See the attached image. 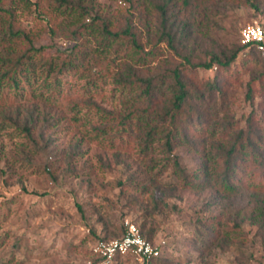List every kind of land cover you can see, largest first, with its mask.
Instances as JSON below:
<instances>
[{
	"label": "rangeland",
	"instance_id": "1",
	"mask_svg": "<svg viewBox=\"0 0 264 264\" xmlns=\"http://www.w3.org/2000/svg\"><path fill=\"white\" fill-rule=\"evenodd\" d=\"M66 1L0 0V57L39 49L34 99L0 101V264H98L96 242L131 223L160 248L151 264H264V189L246 188L262 165L237 171L236 193L193 178L221 168L219 146L249 122L264 133V51L202 66L237 51L247 25L264 29V0ZM104 27L127 33L105 41ZM175 69L194 111L176 118L168 157ZM57 76L60 100L37 99ZM136 76L152 78L151 96L118 82ZM143 112L155 126L149 142Z\"/></svg>",
	"mask_w": 264,
	"mask_h": 264
},
{
	"label": "trees",
	"instance_id": "2",
	"mask_svg": "<svg viewBox=\"0 0 264 264\" xmlns=\"http://www.w3.org/2000/svg\"><path fill=\"white\" fill-rule=\"evenodd\" d=\"M61 4H66V6L69 4L66 0H61ZM103 33L105 36L103 37V40L108 41L109 39H117L122 34H126L127 31L123 32H111L107 27L103 28ZM21 33L19 31L13 33L11 32V36H19ZM23 37L27 40L29 44H32L31 39L26 34H22ZM135 46L138 48L139 44L136 42V40H133ZM11 46H8L10 48ZM106 47H108V44H106ZM245 49H255L258 50L255 46L248 47L247 44H241L237 51L232 52L229 56H223V60L218 58L217 56H214L213 59L209 62H206L202 64L205 68H210L213 66V63L216 62L219 67H228L232 61H234L237 57V54ZM10 51L7 52V54H4L0 57V101L3 100L4 103H6V98L11 99V103H20L24 100H33L36 95V81H32L31 78L35 77V66L32 62L33 54L31 51H37L39 49L33 48L31 45L29 49L26 50V52L22 53L21 55H14V52ZM260 51V50H258ZM69 64L71 62H68ZM67 66V62L64 63L63 66L57 69L56 72L62 73L63 69L65 70ZM56 67V63H54L53 59L48 62V69L49 73L53 71ZM175 84L177 85L176 93L174 94V100L172 101V106L170 110V117L172 122L173 128L169 130L167 133L165 145L167 149V155L168 157L171 156L172 153V145L171 140L175 134V128L178 127L176 124V118L180 117L181 114L186 115V118H188V114H185L184 112H192L194 111V107L192 104V96H189V91L186 88L185 83L182 81L180 77V73L177 69L173 72ZM119 84L122 87H135L138 84H142L143 90L141 93H139L138 96H151L152 90H153V82L152 78H142L139 76H136L135 80H127L123 77H120L118 80ZM61 83V79L59 76L55 78L54 82L48 83V81L44 84H42V88L40 90V94H38L37 99L39 97H45V99L49 102H55L60 100L59 97L62 95V90L59 87V84ZM52 85V86H51ZM41 86V84H40ZM44 93H47L46 96H39L43 95ZM10 105V104H9ZM10 113L11 108H9ZM166 112V114L168 113ZM20 111H17L16 115L18 116ZM134 115V109L128 110L127 117H132ZM126 117V116H125ZM142 117L144 118L145 125L149 126V129L147 131L148 139L147 142L151 141V138L153 137V134L155 133V126H150L149 118L146 117V113L142 114ZM180 120H185V117L179 118ZM250 120V118H249ZM179 121V120H178ZM177 121V122H178ZM26 127V132L29 133L30 128L28 126ZM180 129V128H177ZM178 131V130H177ZM146 142V143H147ZM221 153V157H223V165L221 168H217L216 166L212 167V172L209 170L208 165H205L201 171L200 174H196L193 176V178H198L199 175H203L207 178V181L210 182V185L213 184L215 186H218V188L222 189L224 192L228 193H236L238 191V187H240V181L241 178H238V181L234 180L236 178V173L238 170H246L250 166L257 167L258 162L259 165H262L261 171L263 174L262 177L256 181L254 180L253 176L251 175L248 178V181L246 182V188H248V191L253 193V195H258L261 193V190L264 189V133H261V129L254 130L252 127V123L249 122L247 129H238L233 136L230 139V144L224 148L219 146L218 148ZM174 164L177 169H179L182 173L184 171L180 169V164L178 163L177 159L174 160ZM186 175V182L188 183L190 181V177ZM183 174V175H184ZM213 176V177H212ZM197 184L200 185L199 182L195 181ZM242 189V188H240ZM239 189V190H240ZM258 212V213H257ZM256 213L259 214L260 212L257 211ZM149 239V238H147ZM150 240V239H149ZM122 256L118 255L117 257ZM116 257V258H117ZM155 258H151L147 261H144V264H151L153 263Z\"/></svg>",
	"mask_w": 264,
	"mask_h": 264
},
{
	"label": "built area",
	"instance_id": "3",
	"mask_svg": "<svg viewBox=\"0 0 264 264\" xmlns=\"http://www.w3.org/2000/svg\"><path fill=\"white\" fill-rule=\"evenodd\" d=\"M240 43L255 46L264 51V29L259 24H250L240 32ZM98 264H111L118 255H133L147 261L160 255V248L144 237L135 224H128L125 233L119 238L99 240L92 248Z\"/></svg>",
	"mask_w": 264,
	"mask_h": 264
}]
</instances>
